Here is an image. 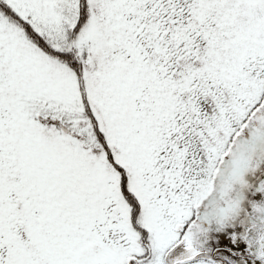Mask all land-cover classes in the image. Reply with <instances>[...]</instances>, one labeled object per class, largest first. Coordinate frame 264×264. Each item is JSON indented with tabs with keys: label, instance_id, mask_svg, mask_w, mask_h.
Here are the masks:
<instances>
[{
	"label": "snow or ice",
	"instance_id": "obj_1",
	"mask_svg": "<svg viewBox=\"0 0 264 264\" xmlns=\"http://www.w3.org/2000/svg\"><path fill=\"white\" fill-rule=\"evenodd\" d=\"M0 264H264V0H0Z\"/></svg>",
	"mask_w": 264,
	"mask_h": 264
}]
</instances>
